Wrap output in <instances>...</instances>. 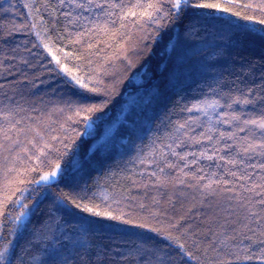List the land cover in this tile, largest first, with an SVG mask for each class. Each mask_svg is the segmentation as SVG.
I'll list each match as a JSON object with an SVG mask.
<instances>
[{
  "label": "trees",
  "instance_id": "trees-1",
  "mask_svg": "<svg viewBox=\"0 0 264 264\" xmlns=\"http://www.w3.org/2000/svg\"><path fill=\"white\" fill-rule=\"evenodd\" d=\"M155 2L0 0V248L12 241L13 264H35L34 257L60 264L48 258L56 251L67 264H137L133 249L140 243L166 250L170 264H264V212L248 204L259 197L245 190L264 173L233 181L218 166L223 162L191 163L197 158L181 160L166 147L171 143L181 156L209 147L176 131L185 121H193L184 130L193 137L206 130L203 112L185 110L193 105L219 101L207 108L212 119L264 114V102L222 106L249 89L250 99L264 95V25L243 19L264 18V0H192L241 16L190 8L179 20L169 0H160L156 16L168 15L153 22L141 13ZM48 49L100 91L72 85ZM86 105L102 110L93 114L91 135L80 136L85 121L76 110ZM217 127L230 131L234 125ZM74 158L80 162L75 168L69 166ZM56 162L58 178L42 182ZM210 178L233 183L209 189ZM69 198L133 224L91 216ZM60 199L72 210L59 207ZM22 211L24 227L15 220ZM89 221L96 223L84 236L87 247H80V225Z\"/></svg>",
  "mask_w": 264,
  "mask_h": 264
},
{
  "label": "snow or ice",
  "instance_id": "snow-or-ice-1",
  "mask_svg": "<svg viewBox=\"0 0 264 264\" xmlns=\"http://www.w3.org/2000/svg\"><path fill=\"white\" fill-rule=\"evenodd\" d=\"M75 2V0H73ZM89 4H92L94 0H87ZM170 2V11H174L177 16L176 19L179 20L183 15L186 14V10L190 8L196 9H217L219 11L225 13H232L230 7H222L218 3H193L192 0H169ZM77 7H84V4H77ZM97 7H104V4H97ZM113 7H119V5L114 4ZM251 5H247L246 7H250ZM135 7H142V5H135ZM148 9L152 11H145L141 13V16L147 17L148 20H152L155 22L156 20H160L166 18L168 13H164L163 17L156 16V13L161 12L160 0H156L155 3H149L147 5ZM262 11H264V4L260 5ZM126 15L136 16L137 13L135 11H129ZM232 15L241 16L240 12H234ZM155 17V20H154ZM244 20L253 21L260 25H264V18L257 19L253 16L245 15L243 16ZM163 26V25H161ZM47 48V45H45ZM49 54L52 57V60L55 61L56 65L59 67V71L63 73L65 77L71 82L72 85L82 89L86 93H98L100 88L96 86H91L92 82L90 79H86L85 76L80 75L77 70L72 67H69L67 64L62 63L60 57L52 52L51 49H48ZM62 51V50H61ZM69 53H65V56H69ZM252 94V90L249 89L248 93L243 94L241 96L230 97L231 103H227L228 108H232V105H252L255 103L264 102V95L259 97L253 96V98H249V95ZM219 104V101H213L212 104L207 105V108H215ZM207 108L200 105H193L190 108H186V111L192 112H203L206 117H208L207 128L206 130H202L201 135L199 137H193L184 130L189 126L193 121H185L184 123H177L175 126L176 131L178 133L183 132L185 136V140L191 142L193 144H201L205 141L208 142L209 147L199 151V152H189L185 155L181 156L178 152H176L171 143L167 144L166 147L172 150V155L178 156L179 159L187 161L188 156L196 157V160H193L191 163H198L200 159H206L208 161H221L223 162L219 167H226V175L233 178V181H251L253 176L255 175L256 170H259L261 173H264V114H261L259 118H248L242 119L241 115L233 112L231 114L225 113L223 116H218L216 119H212L207 111ZM102 109L96 105H86L79 106L76 110V115L80 116L83 113V121H85L84 127L86 129L85 133H79L78 135H91V130L93 128V114L101 111ZM8 117H4L7 119ZM226 124V125H234V127L230 131H223L217 127V125ZM202 129L204 126H201ZM2 130V129H0ZM244 133L245 135L241 136L240 134ZM215 137V140H214ZM184 140H181L176 144V147H182L184 145ZM75 144V141H72ZM45 147H48L45 145ZM79 149V146H77ZM95 150L93 146H90L88 149V153H92ZM58 151V150H57ZM211 153V154H209ZM234 153V154H233ZM45 154L46 153H43ZM164 154V153H162ZM166 155V154H164ZM79 160L73 159L69 161L70 167L79 166ZM211 166V165H210ZM231 166V167H227ZM168 167H174V165L169 164ZM185 167H188V164H185ZM252 169L253 171L250 173L248 170ZM62 171L61 163L56 162L52 165V170L46 172L40 177V180L44 182H49L56 178L58 174ZM201 172L204 170L201 168ZM155 175V173H153ZM215 176V174H213ZM205 177L201 176L200 179L203 180ZM233 181L225 180L223 178L213 179L210 178L209 182L205 185L206 188L211 189L213 185H225L228 186ZM39 183V181H36ZM241 187H245L243 184ZM226 191L232 192L234 189L230 187H226ZM245 190L249 193H253L255 197H259V199L248 200V204L255 208L257 205L261 206V211L264 212V175L261 176L260 181L256 183H252L250 186L246 187ZM70 204L74 206L75 209L82 210L85 213L91 214L94 217H100L103 219L120 221L124 224H133L131 220H126L122 216L113 215L111 212H100L95 211L94 208L88 207L87 205H81L77 200L71 199ZM18 203V201H17ZM58 206L62 207L68 211L72 209L69 207V204L65 203L64 199H60L57 201ZM25 207H27L25 205ZM252 216H257L259 213L252 212L249 209ZM27 217V213L20 212L19 215L15 218L16 223L21 227H24V219ZM264 219V216L260 217ZM92 223H96V221H89L88 226L85 224L80 225V231L84 235L81 236L79 240L80 247H87V242L84 239V236L87 235L90 225ZM134 227L139 228H147L146 224H135ZM150 231L158 232L157 229H149ZM3 233L0 231V238H2ZM166 239H175L173 237H166ZM249 239H251L249 237ZM259 243L264 244V240H260ZM12 241L9 240L7 244H5L2 248H0V264H13V260L16 258V254L14 249H11ZM180 249L184 248L183 244L178 245ZM133 254L137 259V264H170L171 256L170 254L159 247L156 246H146L144 243L137 244L133 249ZM188 254V253H185ZM48 258L51 260H60V264H67V258L63 257L61 253L58 251L48 253ZM251 259V257H248ZM264 258V257H262ZM35 264H40L39 258L34 257Z\"/></svg>",
  "mask_w": 264,
  "mask_h": 264
},
{
  "label": "rangeland",
  "instance_id": "rangeland-1",
  "mask_svg": "<svg viewBox=\"0 0 264 264\" xmlns=\"http://www.w3.org/2000/svg\"><path fill=\"white\" fill-rule=\"evenodd\" d=\"M128 104H129V103H128ZM128 104H127V105H128ZM108 135H109V134H107V136H108ZM107 136H106V137H107ZM103 138H105V136H103ZM58 176H59V174H58ZM58 176H57L56 178H54L53 180L57 179ZM53 180H51V181H53ZM51 181H49V182H51ZM42 182H44V181H42Z\"/></svg>",
  "mask_w": 264,
  "mask_h": 264
}]
</instances>
